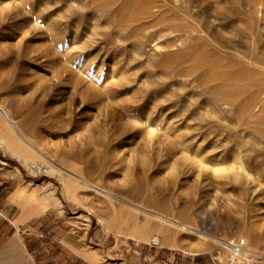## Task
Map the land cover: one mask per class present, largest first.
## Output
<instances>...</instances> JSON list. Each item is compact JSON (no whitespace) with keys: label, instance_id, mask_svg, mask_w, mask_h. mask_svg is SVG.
Instances as JSON below:
<instances>
[{"label":"rangeland","instance_id":"1","mask_svg":"<svg viewBox=\"0 0 264 264\" xmlns=\"http://www.w3.org/2000/svg\"><path fill=\"white\" fill-rule=\"evenodd\" d=\"M0 108L38 157L27 169L0 144V264H82L54 229L90 251L108 220L170 222L202 264H264V0H0ZM35 187L40 203L13 197ZM14 190L31 220L12 244Z\"/></svg>","mask_w":264,"mask_h":264},{"label":"crops","instance_id":"2","mask_svg":"<svg viewBox=\"0 0 264 264\" xmlns=\"http://www.w3.org/2000/svg\"><path fill=\"white\" fill-rule=\"evenodd\" d=\"M16 191L17 190H14L6 202L7 206L11 207L15 205V209L19 210L17 217L10 223L14 228L10 234L12 237V244L16 241L20 227L31 220L27 219L24 221L23 218L26 215H24V211H21L23 208L21 206V209L17 207V201L12 200V196ZM49 211L56 212L58 216L62 214L58 209L49 208L40 218L46 217ZM36 219H39V217H36ZM5 220L6 217L0 214V240L8 233L9 227L4 224ZM138 224L139 226L141 225L140 222H138ZM105 226L108 227L107 229H110V232H102V241L99 242L100 244L97 245L95 249L89 251L91 247L86 245L87 234H80L74 230L70 232L61 227L54 229V231L58 232L54 233L55 236L53 237L54 239L57 238V244L54 243V246L51 244V248H58L61 255H64L66 259L73 258L82 264H202L205 260L204 258L195 259L199 254H203V252L199 253L195 251L191 245H181V243L179 245L176 232L169 227L162 226L156 229L155 226L151 230H145L133 225L130 227L131 229L129 228L125 231L123 235L120 232L114 235L115 223L108 220ZM119 229L121 230V228ZM156 233H161L163 235L162 244L159 248H151L149 246V239ZM110 238L113 239V241L111 240L109 246H105ZM10 245L8 244L5 249H9ZM114 252H116L120 258L113 262H108L107 259L113 257ZM48 255H50V260L46 261V264H54L53 250ZM96 257L100 259L96 260ZM209 260V264H217L214 259Z\"/></svg>","mask_w":264,"mask_h":264},{"label":"bare ground","instance_id":"3","mask_svg":"<svg viewBox=\"0 0 264 264\" xmlns=\"http://www.w3.org/2000/svg\"><path fill=\"white\" fill-rule=\"evenodd\" d=\"M256 9V8H255ZM253 14V13H252ZM255 15V13H254ZM254 17V16H253ZM254 19V18H253ZM251 21V20H250ZM256 21V20H255ZM252 25V24H250ZM254 26V25H253ZM255 27V26H254ZM253 30V29H252ZM255 30V29H254ZM157 48V47H156ZM3 126V127H2ZM4 130H8L9 132H14V125H13V120L12 118L9 116L8 112L2 108H0V144L2 146H4L7 150L10 151V153L17 157L18 160H20V162H22L27 169L31 166V164H33L34 160H36L37 155L34 154V152H32L29 147L25 146L24 144H22L18 139L19 142H9L8 139L3 135V131ZM17 132V131H16ZM6 134V132H5ZM10 134V133H9ZM8 137V136H7ZM19 137V136H18ZM11 139V138H10ZM9 139V140H10ZM56 170H54L51 167H48L47 172L48 173H53ZM57 175L62 179V185L65 189V192L67 193H71V188H66L67 184L66 182L68 181L67 178L63 177L62 174H60L59 172H56ZM67 180V181H66ZM83 188H90V187H83ZM92 190V189H91ZM40 189L35 187L32 191L30 192H24V191H17L15 193V195L13 196L14 198H17L18 200H20L22 202V205H24L25 207L29 205L30 202H38L40 199L37 196V194L39 193ZM96 191V190H95ZM42 199H45L47 202L51 203V204H56L57 200L55 197H53L52 195L48 194L42 197ZM46 206H42L39 208L40 212H43L45 210ZM24 219V218H23ZM153 219H157L162 221L163 218L162 217H153ZM20 220V219H19ZM164 221V220H163ZM20 222V221H19ZM167 224V222H166ZM169 227H175L172 223L168 222L167 224ZM176 228L180 229V230H184L187 231L191 234H194L195 236H197L198 238H202L204 239L205 237L203 235H201L200 233H198L196 230L185 227V226H177ZM174 240V238H173ZM215 243L217 244H221L224 246V244L220 243L219 241H215ZM226 245L224 247H226L227 249L230 250V252H233V254L235 256H243V255H247L250 254V250L246 247H243V241H238L237 243L231 241V242H226Z\"/></svg>","mask_w":264,"mask_h":264},{"label":"built area","instance_id":"4","mask_svg":"<svg viewBox=\"0 0 264 264\" xmlns=\"http://www.w3.org/2000/svg\"><path fill=\"white\" fill-rule=\"evenodd\" d=\"M149 246L151 248H159L160 247V241L158 238H151L149 241Z\"/></svg>","mask_w":264,"mask_h":264}]
</instances>
